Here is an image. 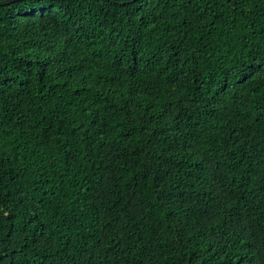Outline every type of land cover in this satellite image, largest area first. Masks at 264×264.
<instances>
[{"label":"trees","instance_id":"obj_1","mask_svg":"<svg viewBox=\"0 0 264 264\" xmlns=\"http://www.w3.org/2000/svg\"><path fill=\"white\" fill-rule=\"evenodd\" d=\"M131 1L0 6V264H264V0Z\"/></svg>","mask_w":264,"mask_h":264},{"label":"water","instance_id":"obj_2","mask_svg":"<svg viewBox=\"0 0 264 264\" xmlns=\"http://www.w3.org/2000/svg\"><path fill=\"white\" fill-rule=\"evenodd\" d=\"M15 1H18V0H5V1H0V6L7 5V4H10V3L15 2ZM132 2H134V0L131 1V3Z\"/></svg>","mask_w":264,"mask_h":264}]
</instances>
